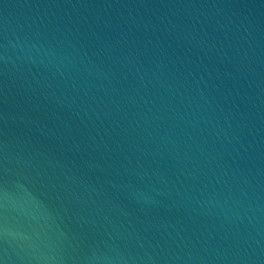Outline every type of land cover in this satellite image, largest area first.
<instances>
[{
    "label": "water",
    "instance_id": "95a60500",
    "mask_svg": "<svg viewBox=\"0 0 264 264\" xmlns=\"http://www.w3.org/2000/svg\"><path fill=\"white\" fill-rule=\"evenodd\" d=\"M0 264H264V0H0Z\"/></svg>",
    "mask_w": 264,
    "mask_h": 264
}]
</instances>
